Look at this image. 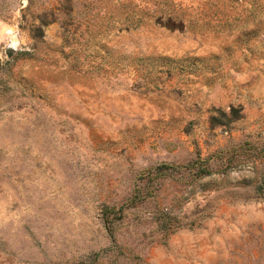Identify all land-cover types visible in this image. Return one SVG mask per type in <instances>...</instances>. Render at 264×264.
Returning <instances> with one entry per match:
<instances>
[{"label":"rangeland","instance_id":"rangeland-1","mask_svg":"<svg viewBox=\"0 0 264 264\" xmlns=\"http://www.w3.org/2000/svg\"><path fill=\"white\" fill-rule=\"evenodd\" d=\"M0 264H264V0H0Z\"/></svg>","mask_w":264,"mask_h":264},{"label":"trees","instance_id":"trees-1","mask_svg":"<svg viewBox=\"0 0 264 264\" xmlns=\"http://www.w3.org/2000/svg\"><path fill=\"white\" fill-rule=\"evenodd\" d=\"M163 226H164L165 228H169V227H168L169 225H167V222H166V223L163 222Z\"/></svg>","mask_w":264,"mask_h":264}]
</instances>
